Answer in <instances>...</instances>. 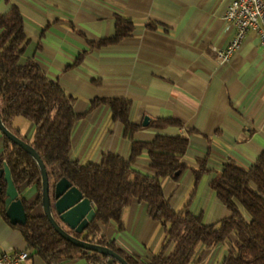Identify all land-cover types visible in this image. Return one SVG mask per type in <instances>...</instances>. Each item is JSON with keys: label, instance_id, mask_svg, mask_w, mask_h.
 Here are the masks:
<instances>
[{"label": "crops", "instance_id": "obj_1", "mask_svg": "<svg viewBox=\"0 0 264 264\" xmlns=\"http://www.w3.org/2000/svg\"><path fill=\"white\" fill-rule=\"evenodd\" d=\"M230 0H0V13L17 6L23 15L28 42L20 62L34 58L47 76L77 98L76 110L85 114L76 123L71 157L83 163L100 162L105 153L130 158L132 139L114 120L107 104L90 109L96 97L132 101L130 119L143 127L134 139L151 141L159 133L184 134L190 139L184 160L208 170L196 183L189 168L168 174L164 191L181 209L193 193L191 209L206 223L231 214L210 182L227 162L248 170L264 150V46L250 29L230 60L220 62L216 48L227 46L236 25L224 18ZM132 19L134 31L116 44L95 42L116 32L117 17ZM3 29L0 28V35ZM94 42V44H93ZM81 61L77 62L80 56ZM148 117V123L144 124ZM156 118H172L180 125L165 130L150 127ZM25 137L35 125L27 117L14 118ZM5 135L0 129V154ZM134 167L156 173L145 150ZM20 196L35 200V185H22ZM33 215H45L42 203ZM103 234L128 254L148 260L163 248L164 229L148 203L134 199L121 222L101 224ZM173 249V243L166 251ZM28 250L22 264H47L29 248L22 230L0 210V256ZM227 244L207 250L194 264H221ZM56 264H93L85 258Z\"/></svg>", "mask_w": 264, "mask_h": 264}, {"label": "trees", "instance_id": "obj_2", "mask_svg": "<svg viewBox=\"0 0 264 264\" xmlns=\"http://www.w3.org/2000/svg\"><path fill=\"white\" fill-rule=\"evenodd\" d=\"M0 28L3 29L0 35V113L4 123L39 152L48 171L52 203L56 183L63 177L95 203L94 220L85 231L73 234L113 248L130 264H194L208 249L220 243H227L221 264H264V150L248 170L227 162L217 172L210 185L231 214L217 223H206L202 215L191 209L194 192L185 206L177 209L164 191L163 180L172 172L179 176L190 168L197 183L201 175L209 171L206 159H199L198 167L184 160L190 141L187 135L159 133L151 141L134 139V134L143 126L130 119L132 101L123 97H96L90 109L102 104L110 106L113 119L124 125L125 136L132 139V155L128 159L108 152L100 162L87 163L72 158L74 128L85 115L76 110L77 98L50 79L36 59L20 62L28 36L17 6L0 13ZM134 29L132 19L119 16L115 34L95 43L98 46L116 44ZM19 115L34 123L33 138L22 135L14 125V118ZM180 124L172 118H156L149 126L162 131ZM145 150L156 170L154 174L134 167ZM6 166L19 191L25 184L37 188L38 196L32 202L22 197L28 214L26 223L14 224L7 215L8 182L1 173ZM42 188V173L36 160L5 135L4 150L0 154V210L7 221L22 230L28 247L35 248L47 264L74 258H85L93 264H119L105 254L84 249L64 238L46 215H33L35 206L42 203ZM134 199L148 203L150 213L165 233L162 250L148 260L133 257L115 241L108 240L101 227L102 223L110 221L120 223L124 209ZM170 243L173 249L167 252Z\"/></svg>", "mask_w": 264, "mask_h": 264}, {"label": "water", "instance_id": "obj_3", "mask_svg": "<svg viewBox=\"0 0 264 264\" xmlns=\"http://www.w3.org/2000/svg\"><path fill=\"white\" fill-rule=\"evenodd\" d=\"M148 123V117L145 118L144 124ZM0 129L4 135L13 142L21 146L37 162L42 173V205L45 215L49 218L55 229L70 242L87 250H93L105 254L119 264H130L129 261L113 248L96 242L85 240L68 231L59 221L64 222L70 229L77 233L85 231L91 221L96 216V207L94 201L85 196L84 193L72 182L66 178H61L55 187V201L52 203L50 197V181L46 165L34 146L22 137L14 133L5 123L0 113ZM5 179L8 182L7 187V215L10 221L16 223H26L28 219L27 210L20 191L16 187L11 171L8 166L1 169ZM59 218V219H58Z\"/></svg>", "mask_w": 264, "mask_h": 264}, {"label": "built area", "instance_id": "obj_4", "mask_svg": "<svg viewBox=\"0 0 264 264\" xmlns=\"http://www.w3.org/2000/svg\"><path fill=\"white\" fill-rule=\"evenodd\" d=\"M224 18L235 24L237 30L227 46L216 48L220 62L231 59L250 29L259 33L261 44L264 46V0H230ZM29 255L28 250L4 253L0 256V264H22Z\"/></svg>", "mask_w": 264, "mask_h": 264}, {"label": "rangeland", "instance_id": "obj_5", "mask_svg": "<svg viewBox=\"0 0 264 264\" xmlns=\"http://www.w3.org/2000/svg\"><path fill=\"white\" fill-rule=\"evenodd\" d=\"M35 208L33 209V212H34ZM59 219V218H58ZM59 221L61 222V224L66 227L70 232H73V233H76L74 230L70 229L64 222H62L60 219ZM227 244V243H226Z\"/></svg>", "mask_w": 264, "mask_h": 264}]
</instances>
